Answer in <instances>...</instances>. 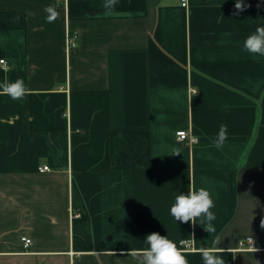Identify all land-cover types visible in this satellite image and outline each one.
I'll list each match as a JSON object with an SVG mask.
<instances>
[{"label": "crops", "instance_id": "1", "mask_svg": "<svg viewBox=\"0 0 264 264\" xmlns=\"http://www.w3.org/2000/svg\"><path fill=\"white\" fill-rule=\"evenodd\" d=\"M244 2L0 0V82L29 89L0 95V264H136L153 232L189 264L200 247L264 264V56L243 48L264 0ZM189 185L210 192L214 232L170 214Z\"/></svg>", "mask_w": 264, "mask_h": 264}, {"label": "clouds", "instance_id": "2", "mask_svg": "<svg viewBox=\"0 0 264 264\" xmlns=\"http://www.w3.org/2000/svg\"><path fill=\"white\" fill-rule=\"evenodd\" d=\"M118 0H104L103 7L107 11H111L117 4ZM235 11L233 15H239L249 5L245 4L244 0H235ZM48 14L46 19L48 22H53L58 17V12L54 7L45 9ZM243 48L246 52L252 55L264 56V27H257L255 32L246 37L243 42ZM5 61L0 60V65H4ZM29 93L25 82L22 79H17L14 82H9L5 79L0 82V95H7L12 100H22ZM227 125L222 124L219 128L217 136L214 140L216 148H222L227 140ZM179 154V153H177ZM215 203L211 194L204 187L195 190L189 185L187 194H179L175 197V202L170 208V214L176 221L182 223L196 224L199 221L203 225V229L212 233L215 231L213 221L216 219L212 209ZM264 227V220L261 221ZM147 248L130 252V255L136 260V264H189L183 247H179L177 243L170 240L167 236H162L157 232L148 234L145 238ZM180 245L183 246L187 242L181 240ZM253 251L258 249L253 248ZM201 255L203 264H226L222 257L223 249L200 247L198 250Z\"/></svg>", "mask_w": 264, "mask_h": 264}, {"label": "built area", "instance_id": "3", "mask_svg": "<svg viewBox=\"0 0 264 264\" xmlns=\"http://www.w3.org/2000/svg\"><path fill=\"white\" fill-rule=\"evenodd\" d=\"M181 6L183 8H188L189 0H181ZM77 43H78V35L74 34V33H69L68 38H67L68 49L76 47ZM1 60H4V59H1ZM4 65H6V61H5ZM176 138L178 141L189 144V145H193L196 142V139L193 136H191L188 133V131H186V130L177 131L176 132ZM39 170H40V172H47L50 170V168L48 166H44V167L40 168ZM251 242L252 241H250V240L242 241L241 247H245L246 245L250 246L252 244ZM22 243H23L25 249H29L32 246V240L27 238V237L22 238Z\"/></svg>", "mask_w": 264, "mask_h": 264}]
</instances>
